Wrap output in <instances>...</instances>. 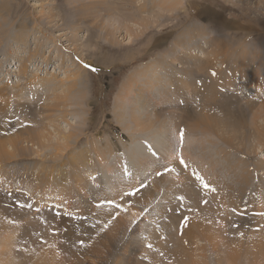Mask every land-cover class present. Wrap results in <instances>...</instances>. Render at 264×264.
<instances>
[{
  "label": "rangeland",
  "instance_id": "1",
  "mask_svg": "<svg viewBox=\"0 0 264 264\" xmlns=\"http://www.w3.org/2000/svg\"><path fill=\"white\" fill-rule=\"evenodd\" d=\"M177 1L179 3L172 9L168 7L170 0H0V95L3 96L0 97V142H8L9 137L24 132V140L30 142L25 145L31 147V144L44 143L49 146L42 152L43 156L47 155L45 160L35 156L0 158V264H87L86 260L89 257L86 252L90 242L96 240L93 239L95 231L98 233L99 230L107 229L110 224H104L103 221L116 218L121 214V210L126 213L125 219L130 223L129 228L136 229L130 235L127 233L123 241H131L136 246L139 262H144L138 264L146 262V264H173L172 260L166 262L165 258L162 259L164 251L159 252L161 260L152 263L158 253L156 247L161 241V236L163 237L161 242L167 238L171 243L182 239L178 234L181 232L179 227L181 223H178L180 219L187 217L189 219L190 216L200 212L205 213L206 208H212L214 212L217 208L215 213L219 221H221L220 216L222 220L229 218L227 225L231 230L228 233L231 238L240 237L243 234L240 231L242 228H247L248 233L254 235L262 231L263 228L260 226L264 224V187L262 188L264 176L257 165L264 160V147L262 150L261 147L259 148L260 141L253 130L244 129L240 131L241 134L236 133L239 139L236 137L235 146L230 148L214 134L207 136L210 143L208 141L204 143L208 142L209 145L206 146H209L211 155L217 154L215 157L217 159L214 158V161H218L222 167L215 166V168L226 182H233L237 186L235 173L228 168L225 159L230 162L236 161V158L242 159L243 163L241 161L234 163V166L238 165L235 170L241 172L246 163L252 167L250 171L255 178L252 187L246 189L245 198L242 197L249 207L246 210L241 207L240 212L229 210L227 216L220 214L219 209H222V205L213 202L214 199L207 195L208 189L212 187L214 196L219 197L218 191L222 192L221 188L224 187L221 184L216 186L209 184L213 179L202 174L211 168L210 165L215 164H203L204 169H202L200 161L194 160L197 174L203 178V183L207 187L201 189L198 183L192 181L185 184L186 181L178 180L181 173L176 158H172L174 150L169 152L167 148L154 142L155 137L161 135L160 123L170 121V117L175 113H178V119L182 118L178 120L180 122L178 130H184L185 107L182 109L178 107L179 101L174 99L178 85L184 83L170 80L171 77L166 70H164L165 79L159 77L151 82L148 78L142 82L139 80L148 72L154 71L155 66L162 59L161 54L164 53L174 55V60L178 63L173 67L178 71L184 69L179 68L182 63L176 56L185 53L187 47L191 49V57L204 60L213 49L208 43V37L212 34L222 35L218 43L222 37L226 38L224 40H228L231 49L248 46L247 53L256 45L264 44V0ZM203 26L204 31H202ZM187 30L194 31V34L190 33L189 39H186V34L189 32ZM2 32H6V35ZM57 34L60 36L58 37ZM52 36H55V39H52ZM177 48H180V51ZM34 52L37 57L26 67L25 61L28 60L29 54ZM257 56L258 61H262L260 57L264 56V51ZM169 59L167 57L164 61ZM79 67L82 72L79 71ZM187 70L189 71V68ZM78 73L81 75L79 88L84 84L88 86L85 87V92L82 88L84 101L82 103L79 101L77 105L67 102L62 105L65 98L61 97L77 89L72 82ZM262 73L264 77V70ZM201 74V71L193 72L192 78L204 83L208 78ZM246 75L250 83L253 82L252 74ZM41 80H52V83L44 86ZM237 81H240L241 88H245L239 87L240 91L246 94L249 91L246 88L248 81H245L241 75L236 78V83ZM142 83H144L142 87L144 96L149 99L145 109L141 107L142 113L139 112V115L142 122L150 126L143 131H133L131 130L133 128L127 130L124 121H121V118L119 120L118 117L125 114L123 118L130 119L131 109L139 107L140 104H137L136 99L139 100V94H142L138 92V85ZM167 84L170 86L167 87ZM251 85L248 87L256 91L253 84ZM180 88L181 92H186L185 85ZM228 89V87L221 89V86L217 89L218 96H216L219 98L216 101L219 104L217 102L211 104V112L217 117L221 116L219 112L224 111L221 105L222 99L227 100L226 96H228L229 108L232 104L236 111L231 115L232 117L230 116L231 122L234 121L240 126L245 122V115L242 114L246 111L245 102L238 93L228 92ZM256 92L260 99L264 100V83L262 90ZM76 95L78 96V93ZM55 97L61 99L60 102L58 101V106L53 108ZM49 103L50 111H47ZM62 109L67 112L64 113ZM118 112L121 115H117ZM185 115L190 120L188 122L192 123L193 117L188 116L187 113ZM248 125L249 122L246 121L244 126L248 127ZM29 127H35V130L42 128L48 134L50 144L46 140L42 142L33 136H28ZM177 128L172 133L175 140L178 139ZM58 132L80 134V142L68 146L60 159L59 157L53 159L54 155L51 153L59 147L56 143L59 141ZM230 133L234 134L232 131ZM144 135L151 136L150 141L154 142L152 145L156 150L155 154L157 153L154 157L156 159L145 162L140 160L138 168L142 170H138L135 163L129 162L130 169L124 167L125 172H116L111 178L108 177L109 161L125 154L123 149L135 148V141L141 140ZM199 138H201L200 134L194 139L201 147ZM194 139L192 141L195 143ZM212 143L213 146L215 145L214 148ZM93 146L104 150L102 153L106 158L103 161H100L96 153L91 150ZM175 146L178 148L180 145L176 143ZM116 148L120 150L117 151ZM80 151L91 152L94 165H88L87 168L80 164L76 168L78 172L76 176H71L72 165H69L68 158L77 155ZM152 154L151 152L149 155ZM66 159L68 160L62 167L61 162ZM114 164L118 166L119 159ZM181 167L184 169L185 165L181 164ZM155 171L163 176L162 188L155 190L153 199L135 216V211L130 210L132 195L124 190L128 187L130 189L131 185H137L130 191L143 193L144 188L152 187ZM94 174L97 179L105 178L104 185L100 184L97 187L99 189L102 186L104 192L103 195L98 194L92 200L93 204L90 208L82 212H79L80 208L76 211H67V202L59 199L64 194L59 197L58 192L49 189L57 188L63 182L67 190L72 189L75 192L76 177L95 183L97 181L94 179ZM189 179L194 178L190 176ZM189 185L198 186V190L201 191H191ZM255 185L258 186V194L254 190ZM91 186L89 188H92ZM169 187L181 191L182 194L173 195L171 191H167ZM47 190L50 195L41 200L39 193L44 194ZM187 195L189 198L200 197L194 202L195 205L197 204V209L195 205L185 206V200L180 199L187 198ZM66 199L72 202L69 196ZM21 204L25 207L21 208ZM29 204L32 205L31 208L27 207ZM261 205L263 207L259 208ZM243 210L249 214L244 213ZM242 214L247 216L243 217ZM197 238L194 244L188 246H191L190 250L192 248L195 258L199 259L205 246L204 252L211 261L214 260L217 254L212 252L206 241L201 237ZM65 241L67 245L69 244L67 247L62 245ZM184 243L187 244L185 239ZM251 258L253 256L246 255L240 264H252Z\"/></svg>",
  "mask_w": 264,
  "mask_h": 264
},
{
  "label": "bare ground",
  "instance_id": "2",
  "mask_svg": "<svg viewBox=\"0 0 264 264\" xmlns=\"http://www.w3.org/2000/svg\"><path fill=\"white\" fill-rule=\"evenodd\" d=\"M178 3L179 2L177 0H170V5H168V7H172V9H174L176 4H178ZM56 27H57V25H56ZM204 29L205 28L203 26L202 31H204ZM187 31H189V32L186 34V39H189L190 33L194 34V31L193 30H187ZM2 34L6 35V32L5 33L2 32ZM57 36L59 37L60 34H57ZM221 36L222 35H220V34H219V36H215L212 34L211 36L208 37V43L210 46H212L213 49H212V52L210 53V55H207L206 57L204 56L205 57L204 60H202L200 58L191 57V55H192L191 49L188 47L185 48V50H184L185 53L178 54V56H176V58H178L182 63V66L179 68L184 69V71H178L176 68L173 67L176 63H178L177 60H174L173 54H171V53L161 54L162 59L159 61V64L155 66L154 71L148 72L147 75L140 78L139 82L140 81L142 82V81L146 80L147 78L150 80V82H151V80L155 81L156 79H159V77H163L165 79L166 73L164 70H166V72H168L169 77H171L170 80H172L173 82L181 81L182 83H184V84H181V86H183V85L186 86L187 89H186V92L184 93L183 91L182 92L180 91V89H181L180 88L181 86H179L180 84L178 85V88L176 85H174V87L176 86V88H177L175 91V93L177 92V94L175 95V97L173 96L175 101H179V104L177 103L178 107H181V109L183 107H185V111L183 112L184 116H185V120H184L185 122L182 120L186 124L184 126V130H183V143L181 144V139H180L181 130H178V128H177L180 126L179 125L180 122L178 120L181 118V117L179 119L177 118L178 113H175L172 117H170V121L166 120V122L168 121V123H166V122L160 123V126L163 129L162 128L160 129L161 135H159L157 138L155 137L154 142L157 145L163 146V148L164 147L167 148L169 152L174 150V154H173L172 158L173 159L176 158L175 161H176L177 166L180 167V173H181V175L178 174L179 175L178 180L182 179L183 181H186V182H184L185 184L190 183V181H192L195 184L198 183L197 185L201 186V184H200L201 182L198 181L196 178L197 176H199V174H197V169L194 165V163H195L194 160L200 161V163H201L200 167L201 168H202L203 164H206V163L207 164L208 163L215 164V165H210L211 168L209 170L202 172V174H205L207 176V178L213 179L212 182H210L209 184H212L215 186H216V184L217 185L221 184V185H223V187L225 189L219 187L222 189V192L218 191L220 196L216 197L217 195L214 196L215 193H213V190L211 189L212 188L211 187L208 189L209 192H208L207 197L213 198L214 199L213 202H218L220 205H222V209L221 208L219 209V213L227 216L229 210H232L233 212L234 211L238 212L241 207H243L244 210H246L247 207H249V205H246V202H244L242 197L244 196V198H245L246 189L252 187V184H253V181L255 178L252 177L253 172L250 171V169L252 167H249L246 163H245V166L243 167V170L241 172H237L235 170V168L238 165L234 166L235 165L234 163L235 162L239 163V161H241L243 163L242 159L240 160L239 158H236L237 160L234 162H230L229 160L225 159L226 162L228 163V166H229L228 168L232 171V173H235L237 186L233 182H231V183L226 182L225 179L222 177V174L220 172H218L217 169L215 168V166H217V167H222V166L219 165L218 161H214V158L216 157L217 154L211 155L212 153H211L209 146H206V144H208V142L210 143V141H208L207 136L209 134H214L216 137H218V139L220 137L221 142H223V144H225L226 146H228L230 148V147L235 146L234 143H235L236 139L237 138L239 139V136L237 137L236 133L241 134L240 131L244 130V129L247 131L253 130L256 137L260 141L259 148L261 147V150L263 149V147H264V145H263L264 144V100L260 99V97L256 91L259 89L262 90V83H264V77H262L263 76L262 71L264 70V56L260 57V59L262 61H258V56H261V55L257 56L258 53H262L264 51L263 50L264 44L261 43L259 46L256 45V47L254 49L249 48L250 52L247 53V49H248L247 44H245L247 47L241 46L238 48L235 47V48L231 49L229 46L230 45L229 42H227L228 40H224L226 38L222 37L221 38L222 41L220 40L219 43L217 42ZM53 38L55 39V36H52V39ZM57 41H58V39H57ZM183 42L186 43L185 41H183ZM173 50H175V48H173ZM177 50L180 51V48H177ZM208 53L209 52H207V54ZM39 54H40V52H39ZM35 57H37L36 52L29 54L28 60L25 61L26 67H27V64L30 61H32ZM167 57L170 58L169 61H166V60L164 61V59ZM161 62H162V64H161ZM217 66H219V67H217ZM187 68H189V71L187 70ZM78 69L80 72H82L80 67ZM200 71L206 78H208L207 80H205L204 83L203 82H197L198 80H196L194 77L192 78L193 72L194 73H196V72L200 73ZM247 73L252 74L253 82H255L257 84V86H256V84L254 85L253 82L250 83L249 78L246 75ZM240 75L245 78V81H248L246 88L249 89V91L246 94H243V92L240 91V88H241L240 81L239 82L237 81V83H236V78ZM36 80L37 79H35V81ZM80 80H81V75L78 73V76H74V78H73L74 83L72 82L73 86H76L77 89L71 91L68 95H65L64 97H61L63 99L65 98L62 105H65V102L73 103V105H77L79 101H81V103L84 101L85 97H83L84 95H82L81 93H82V88H84V92H85V89H86L85 87L87 85L84 84L83 86H81V88H79ZM41 81H42V85H44V86H49L52 83V80H47V81L41 80ZM251 84H253V87H255L256 91H254L253 89H250L248 87ZM80 85H81V83H80ZM143 85H144V83H142L141 85L140 84L138 85V92H141L142 94H139L140 99L139 100L136 99V102H137V104H140V105L138 108L131 109V111L129 112L130 113V115H129L130 119H127L128 117L126 119H124L123 117L125 116V114L121 115L119 112L117 113V115L118 114L121 115L118 117V119L120 120V118H121L122 119L121 121H124V127L127 130L133 128V129H131L133 131H136V130L143 131V130H147L148 127L150 126V124H149V126L145 125V123L142 122V120L140 119L141 116L139 115V112L142 113V111H141L142 108L145 109V106L148 105V99H149V97L144 96L143 89H142ZM166 86L168 87L170 85L167 84ZM220 86H221V89L228 87L229 88L227 90L228 92L233 91V93L234 92L238 93V95L241 96L240 98H242L243 101L245 102L244 108L246 110L245 113H242V114L245 115L244 116L245 122L246 121L249 122L248 127L244 126L245 122L240 126H238L237 123H235L234 121H233V123L231 122V119H232L231 115H234L235 110L233 109L232 104H231V108H229L228 105L230 104V100H229L228 96H226L227 100L222 99L223 104H221V105H223L224 111L219 112V113H221V116L219 115V117H217V116H215V113L212 114L211 104H216V102H217L216 100L219 98V97L217 98L218 94H216V92H217V89L220 88ZM48 88L51 89V87H48ZM241 89H245V88H241ZM76 93H78V96L76 95ZM0 94H1V92H0ZM0 97H3V96L0 95ZM61 98H59V97L54 98L53 108L58 106V101ZM223 98H225V96H223ZM182 99H183V101H181ZM171 101H173V99H171ZM181 104H182V106H181ZM50 106H51V104L49 103L47 105V111H50L48 109V108H50ZM60 106H61V104H60ZM174 107H176V106H174ZM176 109H177V107H176ZM65 112H67V111H64V113ZM79 112H81V111H79ZM185 113H187L188 116L193 117V120H191L192 123L188 122L190 120H188L186 118ZM235 113H236V111H235ZM127 114H126V116H127ZM239 118H240V116H239ZM176 128H177V132H178L177 133V135H178L177 140L173 139V137H172V133L176 130ZM180 128H183V127H180ZM230 131L234 132V134L230 133ZM46 134L47 133H45V131H43L42 128L41 129L36 128V130H35V127L34 128L29 127L28 132H27L28 136H33L42 142H44L46 140L47 143L50 144L51 140L49 139L48 134L47 135ZM58 134H59V138H58L59 141H57L56 143L59 145V147L56 148L51 153L52 155H54L53 159H56V157L57 158L59 157V159H60L62 156L61 154H63V151L66 150L68 146H72L74 143L78 142L80 140V136H81L80 134L79 135H70V134H65V133H60V132H58ZM199 134L201 135V138H199L200 139L199 142L202 145L201 147L198 146V141H195L196 139H194L195 136H198ZM145 135L143 137L141 136L142 137L141 140L139 139V140L135 141L136 142L135 148H129V149L126 148L125 150L123 149V152L125 154H123L121 156L119 155L118 157H114L109 161V165H108L109 176L108 177L111 178L113 176V174H115L116 172H125L124 167L127 169L128 168L130 169L131 168L130 163H135L136 168L139 170V169H141V168H138L139 164H140V160L145 162L147 160L154 161L156 159V158L154 159V157L157 155V153L155 154L156 150L152 145L154 142L150 141L151 136L146 137ZM203 136H204V141H203ZM24 139H25L24 138V132H21V133L19 132V133H16L14 135V137L13 136L9 137L7 140L8 142H6V141L0 142V147H1L0 148V158L1 157H8L10 159V158H17V157L21 158V157L35 156L38 158L40 157L43 160L47 159V155L43 156L42 152L44 151V149L46 147H49V146L45 145L44 143H41V144H34V145L31 144V147H30L28 145H25L26 143L30 144V142H27ZM193 139H194L195 143L192 141ZM206 141H208V142L206 144H204ZM138 142H140V143H138ZM176 143L178 145H180L178 148L175 146ZM217 145L218 144L216 143V146ZM212 146H213V143H212ZM214 146H213V148H214ZM40 147H42V149H40ZM74 147H76V146H74ZM110 149H112V147H110ZM91 150L96 153V156L98 157V159L100 161H103L106 158V157H103L102 152H104V150L102 148H96L95 146H93L91 148ZM119 150L120 149H117V151H119ZM237 151L239 152L238 149H237ZM151 152L153 154L150 156L149 154H151ZM214 152H217V151H214ZM129 156L131 157L130 159H129ZM178 156L180 157V159L182 157L184 162H185L183 164V165H185L184 169L181 167L180 159H178ZM222 157H223V155H222ZM68 159H69V165H72V168H70L71 169V171H70L71 176H73V175L76 176V174L78 173L76 168H78V166L80 164L87 166V168H88V165L93 164V161L91 160V152H89V151H80L77 153V155L71 156V158H68ZM68 159L63 160L61 162V166L64 163H66ZM117 159H119V165L118 166L116 164H114ZM215 159H217V158H215ZM222 162H224V160ZM111 164H113V166H111ZM66 165L67 164H65V166ZM87 168L85 170H87ZM257 168H258V170L263 171L262 175L264 176V160L261 161L259 163V165H257ZM202 169H204V167ZM155 172H156V174L154 173L155 176L152 178L153 179L152 182H154L152 187H146V188H144L145 191L143 193L140 192V193H135V195H132V199L130 202V207H131L130 210L135 211V216H137V214L139 212H141L146 205L149 204V201H151L153 199L155 190H160V188H162L161 186L164 183V181H163L164 179H162L163 176L160 174H157V171H155ZM190 176H192L194 179L190 180L189 179ZM99 178L100 179H97L95 177V174H94V179L97 182L92 183V181H87L82 177H76L75 184L77 186V191H75V192L72 189L67 190L65 188L66 184L63 182H61V184H60L61 186H58L57 188H49V189H52L53 191L58 192L59 197L61 194H64L59 199L62 200L63 202H67V204H68L67 205L68 207L66 208L67 211H71V210L76 211V210H78V208H80L79 212H82V210H87L90 208V206L93 204L92 200H94L95 197L98 196V194L100 195L104 192V188L102 186L99 189H97V187L100 186V184L104 185V179L105 178H103V179L101 177H99ZM196 181H198V182H196ZM259 181H263V180H259ZM249 182H250V184H249ZM114 183H115V181H114ZM134 183L137 184L136 182H134ZM64 185H65V187H64ZM90 185H92L91 186L92 188H89ZM131 186H130V189H134V188H136L137 185L136 186L133 185L135 187H133V186L131 187ZM255 186H256V188L254 190L258 194V190H259L258 186L257 185H255ZM117 187H120V186H117ZM188 187H191V191H194V192L196 190H197L196 192L201 191V190H198V188H197L198 186L194 187L192 185H189ZM263 187H264V181L262 182V188ZM130 189L128 187L124 191L128 194L134 193V191H132V190L130 191ZM201 189H202V186H201ZM187 190H188V188H187ZM167 191H171L170 193H173V195H175V194L181 195L182 194L181 191H179L177 189L176 190L171 189L170 187H169V190H167ZM37 194H38V192H37ZM49 195H50V193L48 194V190L44 194L39 193L41 200H43L44 198H46ZM125 195H127V194H125ZM68 196L72 199V202H70L69 200L66 199V197H68ZM199 198L200 197L195 198L194 196L192 198H189L187 195V198H185V197L183 198L185 200V206H186V204L188 206L195 205L194 202L198 201ZM81 201H84V202H81ZM243 203H245V204H243ZM85 205H86V207H85ZM196 205H195V208H196ZM260 207H263V205L259 206V208ZM71 208H74V209H71ZM201 210L203 211V209H201ZM204 210L206 211L205 213H202V212H200L198 214L196 213V214L190 216L189 219L186 216L187 217L186 220H185V218L180 219V221L178 223H181V225L179 226V227H181L180 228L181 232L180 233L178 232V234H179V236L182 237V239H179L178 241L171 243L167 238L166 240L165 239L163 240L164 242H161L163 239V237L161 236L160 243L159 244L156 243L157 244L156 248H158L156 250L158 251V253L153 258L154 261L153 262L151 261V262L157 263L158 261H160L161 259H160L159 252L164 251V256L162 259L165 258L166 262L169 260H172L174 262L173 264H240V262H242L241 260H243L246 255H249L250 257L253 256V258H251L252 264H264V224H262L260 226L263 229H262V231H259L258 235H254L253 233L250 234V233H248L247 228L246 229L242 228L240 231H242L243 234L240 237L236 236V237L231 238L228 235L229 231H231V230H229L230 227L227 225L229 223V218L227 217V218L222 220V216H220L221 221H219L218 219H216L217 213H215L217 211V208H216L215 212L212 208H210V209L206 208ZM249 210L251 211V209H249ZM243 211H241V212L243 213ZM191 212H193V211H191ZM73 213H74V211H73ZM244 213H247V212L244 211ZM259 213H261V212H259ZM247 214H249V212ZM181 215H183V214H181ZM229 215H230V213H229ZM125 216H126V213L124 212V210H121V214L118 215L116 218H112V220L107 219L109 221H106V220L103 221L104 224H110V226L107 229L104 228L103 230H99L100 232H98V233H96V231L94 230L95 233H94L93 239H96V240H92L90 242V247L87 248L86 253L89 257L88 260H86L87 264H138V263H144L143 261L139 262L138 251L136 249V246L133 244V242L128 241V240H127V242L123 241V238L125 237V235L127 233H129V235H130L132 232H134L136 230L134 228L133 229L129 228L130 223H128V221L125 219ZM242 216H243V214H242ZM244 216L246 217L247 215L245 214ZM184 217H185V215H184ZM242 219L243 218H241V220ZM101 221H102V219H101ZM230 221H231V219H230ZM86 224L87 223L85 222L84 225H86ZM244 226H246V225H244ZM128 230H129V232H128ZM72 235H74V234H72ZM197 237H201L204 241H206V243L208 244V246L210 247L212 252L217 254V256L214 258V260L212 259V261H211L209 259V257L206 255V253L204 252L206 249L205 246H204L205 248L204 247L202 248L204 251L201 255H199V259L197 260L195 258L194 253L192 252V248L190 250L191 246L190 247H188V246L190 244H194L195 243L194 241ZM255 238H257V239H255ZM184 239H185V242H187V244L184 243ZM69 240H71V239H69ZM196 240H198V238ZM166 243L168 245H165ZM62 245H64V247H67L69 244L67 245V242L65 241V242H62ZM91 258H92V260H90ZM163 264H166V263H163Z\"/></svg>",
  "mask_w": 264,
  "mask_h": 264
},
{
  "label": "snow or ice",
  "instance_id": "3",
  "mask_svg": "<svg viewBox=\"0 0 264 264\" xmlns=\"http://www.w3.org/2000/svg\"><path fill=\"white\" fill-rule=\"evenodd\" d=\"M180 139H181V144H182L183 143V131H181V133H180ZM180 163L181 164L185 163L182 157L180 159ZM196 178H197L198 181L201 182V186L202 187H207V185L203 183V178L202 177L197 176ZM213 191H214V189H213ZM129 195H135V193H129ZM180 199L182 200L183 198L181 197ZM20 207L23 208V207H25V205L21 204ZM27 207L31 208L32 205L29 204V205H27ZM37 212H39V209H37ZM57 215H59V213H57ZM185 220H186V218H185Z\"/></svg>",
  "mask_w": 264,
  "mask_h": 264
}]
</instances>
